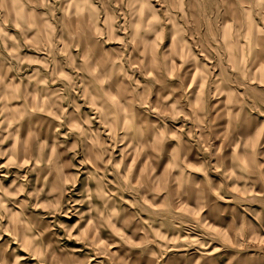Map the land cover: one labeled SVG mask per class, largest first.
<instances>
[{
    "label": "rangeland",
    "instance_id": "obj_1",
    "mask_svg": "<svg viewBox=\"0 0 264 264\" xmlns=\"http://www.w3.org/2000/svg\"><path fill=\"white\" fill-rule=\"evenodd\" d=\"M263 75L264 0H0V260L264 264Z\"/></svg>",
    "mask_w": 264,
    "mask_h": 264
},
{
    "label": "bare ground",
    "instance_id": "obj_2",
    "mask_svg": "<svg viewBox=\"0 0 264 264\" xmlns=\"http://www.w3.org/2000/svg\"><path fill=\"white\" fill-rule=\"evenodd\" d=\"M234 16H235V14H234ZM225 18H226V7L222 5V9L219 12V18H218V22H219V24H218V30H219L218 39H219V42L223 45V47L225 49L224 51H226L227 57H228L229 61H231V63H232V65L229 64L231 66V68H234L238 73H240L241 77H244L248 81L252 82L254 80L252 75H253V72L256 70L255 69L256 66H254V63H253L255 61V59H253V58L257 54L254 55L252 59L248 60V62L244 59L243 48L240 46L239 39H238V36L241 34L239 31V27H235V29H233L232 33H227L228 28H227V25L225 22ZM206 19L208 20V18H206ZM227 35L230 36V39H229L230 43L229 44L231 45V48H228L226 46L227 45V43H226V36ZM211 36L214 37L215 34L212 32ZM207 44H209V43H207ZM209 47H211V46H209ZM217 53H218V51H217ZM257 57H258V55L256 56V58ZM236 71H234V72H236ZM28 150L29 149L27 148L26 144L23 147L21 146L19 149L21 157L26 156L28 153ZM93 169L95 171V170H100L101 168L97 165H94ZM0 264H6V262L0 260Z\"/></svg>",
    "mask_w": 264,
    "mask_h": 264
},
{
    "label": "crops",
    "instance_id": "obj_3",
    "mask_svg": "<svg viewBox=\"0 0 264 264\" xmlns=\"http://www.w3.org/2000/svg\"><path fill=\"white\" fill-rule=\"evenodd\" d=\"M245 135H246V134H245ZM246 167H249V168H250L249 164H246L245 166H243V170H246ZM250 172L252 173L251 170H250Z\"/></svg>",
    "mask_w": 264,
    "mask_h": 264
}]
</instances>
